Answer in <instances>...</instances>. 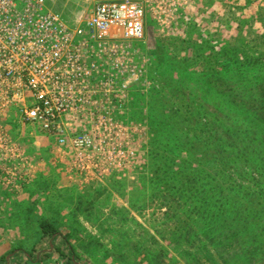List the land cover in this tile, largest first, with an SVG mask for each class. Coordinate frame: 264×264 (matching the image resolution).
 <instances>
[{
  "label": "rangeland",
  "instance_id": "obj_1",
  "mask_svg": "<svg viewBox=\"0 0 264 264\" xmlns=\"http://www.w3.org/2000/svg\"><path fill=\"white\" fill-rule=\"evenodd\" d=\"M98 1L50 0L48 7L71 25L78 12ZM153 13L147 14L143 40L127 51L129 62L140 63L151 83L130 95L129 121L120 124L129 136L116 139L133 156L125 166L86 178L72 169L75 154L54 140H17L24 157L0 160V264H31L29 255L35 264H62L54 249L66 245L41 237L43 220L70 235L77 264L194 263L195 253H184L190 245L173 235L175 224L196 234L206 226L182 214L190 207V194L165 165L178 159L180 167L188 165L183 161L190 145L205 158L201 150L208 147L192 138L186 144L189 120L215 124L214 130L221 126L219 137H226L232 122L251 118L248 100L264 99V0H172ZM257 134L259 143L264 137ZM252 164L244 169L250 171ZM222 181L217 175L212 186ZM212 194L219 199L216 189ZM165 195L179 198V218L162 206ZM12 201H20L17 209ZM43 251L52 257L44 261Z\"/></svg>",
  "mask_w": 264,
  "mask_h": 264
},
{
  "label": "built area",
  "instance_id": "obj_2",
  "mask_svg": "<svg viewBox=\"0 0 264 264\" xmlns=\"http://www.w3.org/2000/svg\"><path fill=\"white\" fill-rule=\"evenodd\" d=\"M171 2L101 0L70 25L50 0H0V160L24 157L17 140L48 138L86 178L127 165L120 124L130 95L151 85L127 51L143 40L147 14Z\"/></svg>",
  "mask_w": 264,
  "mask_h": 264
},
{
  "label": "trees",
  "instance_id": "obj_3",
  "mask_svg": "<svg viewBox=\"0 0 264 264\" xmlns=\"http://www.w3.org/2000/svg\"><path fill=\"white\" fill-rule=\"evenodd\" d=\"M246 104L251 108V118L232 122L231 132L229 130L224 132L227 134L226 137H219L217 130L221 126L214 130L215 124L202 125L201 120H189V126L184 128L186 144L187 139L192 138L196 145L208 147L205 151L201 150V155H205V158L195 155L199 149L190 145L187 149L189 153L184 152L187 160L184 158L183 161L188 165L180 167L182 161L179 159L170 160L169 164L165 165L167 170L177 172L179 178H176V181L180 180V185L185 186V189L182 187L181 189L190 194L188 198L190 207L182 214H187L194 220H201L206 226L203 233L196 234L179 228L181 224H175L173 235L177 241L183 239L190 245L184 253L187 255L195 253L193 264H264V138L260 139L259 143L256 142L257 133L264 137V99L256 103L248 100ZM225 108L227 112L231 111V106ZM183 123L185 122L182 120L180 124ZM222 126L228 127V124L223 123ZM212 147H216V150L209 152ZM251 161L255 164H252L250 171H246L244 168ZM200 164L207 167L200 168ZM234 164L238 167L235 168ZM217 175H221L222 184L212 186L216 183ZM226 175L227 177H224ZM237 181L239 183L246 181L247 186L243 187L237 184ZM178 189L175 188L176 191ZM214 189L217 190L219 199H214L212 194ZM161 200L167 213L173 212L172 218H179L176 214L183 209L179 198L165 195ZM182 222L185 223L184 220ZM260 226L263 231L259 234L253 233V230ZM39 229L41 237L51 240V244L62 241L66 245V250L61 247L54 249L57 259L62 264H77L75 251L69 243L70 235L62 234L53 222L47 220L40 222ZM42 256L43 260L47 261L52 254L43 251ZM28 257L31 264L37 262L31 255Z\"/></svg>",
  "mask_w": 264,
  "mask_h": 264
},
{
  "label": "crops",
  "instance_id": "obj_4",
  "mask_svg": "<svg viewBox=\"0 0 264 264\" xmlns=\"http://www.w3.org/2000/svg\"><path fill=\"white\" fill-rule=\"evenodd\" d=\"M23 199H24L23 201H25V198H23ZM23 201H22V203H23ZM12 202H13L14 209H17L18 206H15V204H17L20 201H16V202L12 201ZM21 209H23V208H21ZM18 210H20V209H18Z\"/></svg>",
  "mask_w": 264,
  "mask_h": 264
}]
</instances>
